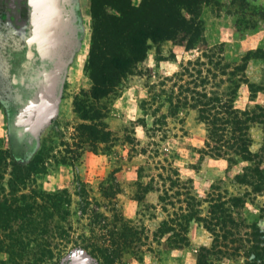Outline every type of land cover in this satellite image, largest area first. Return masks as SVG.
<instances>
[{
    "label": "rangeland",
    "instance_id": "rangeland-1",
    "mask_svg": "<svg viewBox=\"0 0 264 264\" xmlns=\"http://www.w3.org/2000/svg\"><path fill=\"white\" fill-rule=\"evenodd\" d=\"M30 1L27 0L25 14L29 25L35 11ZM73 1L77 24L74 29H68V33L76 32L77 36L70 46L68 60H65L66 63L73 60V63L66 74L62 73L64 76L59 79L57 96L52 98L56 105L54 115L37 126L36 118L45 93L44 70L52 64L48 63L50 58L47 56L44 61L28 58V72L33 77H27L21 85L13 84L0 90L1 155L12 156L24 166L34 159L39 161L37 166L42 168L41 172L30 177L29 190L36 188L49 193L67 189L70 194L71 241L65 247L54 245V258L48 263L197 264L203 248H209L208 258L212 264H264V257L262 260L253 259V252H264L255 248L257 245L264 247V193L248 195L245 206L235 209L240 233L235 242L219 238L218 245L222 246L219 253L220 246L213 248L214 236L195 221L190 226V242L183 247L176 248L167 236H160L158 228L167 214L160 207L159 191L143 194L140 186V182L149 181V167L152 165L142 148L155 140L166 150L181 178L191 181L198 197L206 199L215 189L216 192L227 190L229 196H242L250 190L236 182V175L252 162L239 160L235 164L226 157H216L205 151L204 124L197 120L196 110L182 104L178 106L176 100L179 85L185 83L187 77L180 80L175 74L181 72L190 60L194 61L206 44L209 47L223 44L225 61L243 63L246 58L248 83L258 87L253 93L248 84H242L237 107H264V0H210L202 8L195 48L191 50L178 41L168 40L156 45L150 42L152 46L146 58L133 74L98 103L103 107L101 122L113 132V137L107 142L87 143L82 147L78 145V126L95 123L96 102L85 95L92 87L87 64L93 19L91 0ZM5 3L8 5V0H0V6ZM71 6L68 4V11ZM56 17L54 14L51 32L61 35L62 23H58ZM23 45L28 44L20 40L16 46ZM31 48L41 54L36 42ZM77 99L85 109L77 111ZM33 101L35 106L31 105ZM162 102L157 114L158 117L167 116L168 138L159 134L153 139L150 137L153 133L150 128L154 126L152 111ZM251 134V150L261 153L257 159L261 160L260 168L264 171V124L255 123ZM75 154L80 156L74 160ZM142 167L146 171L140 177ZM204 207L208 208V202ZM97 214L98 221H95ZM104 222L106 226L102 225ZM127 227L136 231L137 237L125 243L120 239V233ZM31 231L22 230L16 234L27 246L22 250L16 245L13 259L6 247L8 241L0 248V264H47L46 245L61 240L57 237L52 240L51 233L45 229ZM97 248H107V252H99Z\"/></svg>",
    "mask_w": 264,
    "mask_h": 264
},
{
    "label": "trees",
    "instance_id": "trees-1",
    "mask_svg": "<svg viewBox=\"0 0 264 264\" xmlns=\"http://www.w3.org/2000/svg\"><path fill=\"white\" fill-rule=\"evenodd\" d=\"M209 2L210 0H142L139 5H134L132 0H91L93 34L87 69L92 87L85 95L96 102L95 123L78 126L79 146L111 140L113 132L101 122L103 107L98 103L112 94L129 74H133L138 64L146 58L152 46L150 42L156 45L171 40L181 42L188 50L195 48L202 8ZM222 46L223 44L209 47L206 44L194 61L190 60L181 72L175 74L180 80L187 77L186 82L179 85L176 100L178 106L182 104L181 106L196 110L197 120L206 129L204 149L208 154L226 157L235 164L239 160L252 162L242 173L236 175V182L250 190L242 196H229L227 190L216 192L215 189L206 199L198 197L191 181L181 178L166 150L162 149L160 143L151 140L142 148L148 156V163L152 162L149 167L150 179L146 183L140 182V186L143 194L152 190L159 191V204L167 218L161 222L158 232L162 237L167 236L176 248L190 242V226L195 221L211 232L215 241L213 248L220 246L218 251L221 253L222 246L218 245V239H231V242H235L236 235L240 233L234 215L235 209L245 206L248 195L264 193V171L260 168L261 160L257 159L261 153L251 150V128L255 123L264 124V107H237L236 101L242 84H248L253 93L258 87L248 83L245 75L247 59L243 63L225 61ZM154 101L157 102V98ZM162 104L163 102L152 111L154 126L150 128L153 130L150 137L153 139L159 134L162 138H168L165 128L167 116L162 114L158 117L157 114ZM75 105L77 111L85 109L78 99ZM161 155L165 156L157 160L156 157ZM79 156L80 154H75L73 159ZM38 162L34 159L28 166H24L12 156L0 153V248L8 241L6 247L13 259L16 245L22 250L27 246L21 237L16 236L17 233L22 230L32 229L33 232L35 229H45L51 233L52 240L55 237L61 240L57 243L50 241L46 245L49 264L54 258V245L65 247L71 241V200L67 189L49 193L36 188L29 190L30 177L42 169L37 166ZM145 171V167L140 169V177ZM6 175H9L7 181ZM205 202H208L207 209L204 207ZM98 217L99 214L95 221H98ZM103 224L106 226L105 222ZM16 226L19 229L16 230ZM120 234V239L125 243L137 237V232L131 227L123 229ZM255 248L264 251V247L257 245ZM96 250L107 252V248ZM209 253V248H203L197 264H212L208 258ZM253 254L254 261L264 257V252L261 251Z\"/></svg>",
    "mask_w": 264,
    "mask_h": 264
},
{
    "label": "crops",
    "instance_id": "crops-1",
    "mask_svg": "<svg viewBox=\"0 0 264 264\" xmlns=\"http://www.w3.org/2000/svg\"><path fill=\"white\" fill-rule=\"evenodd\" d=\"M141 1L132 0L134 5H139ZM8 2L10 4L5 3L4 6H0V90L8 89L13 84L19 85L18 83H20L21 85L27 77H33L28 72V58H32L34 61H44L47 56L50 58L48 63L52 64L44 70L43 85L45 88L52 83L53 78L63 67V74H66L73 63V60L67 61L68 63L65 60H68L69 52L72 50L70 46L72 43L74 44L73 39L77 35L76 32L68 33L65 24L69 20V30L74 29L77 24L75 23L77 18H74L76 15L75 3L73 0H43L42 10L36 11L35 9L34 11L32 24H30L32 33L29 34L30 25L28 24V17L25 15L28 8L27 0H8ZM61 2L63 7L60 6ZM29 4L35 8L33 0ZM68 4L69 6L72 5L69 11L67 10ZM54 14H57V22L62 23L60 28L63 32L61 35L51 32ZM35 16L38 18L36 19ZM35 19L36 23L34 22ZM20 40L26 41L29 49L25 45L17 47L16 45ZM34 42L39 45L40 55L31 48V44ZM63 62H65L64 66L62 65ZM63 74H60V80L64 76Z\"/></svg>",
    "mask_w": 264,
    "mask_h": 264
},
{
    "label": "water",
    "instance_id": "water-1",
    "mask_svg": "<svg viewBox=\"0 0 264 264\" xmlns=\"http://www.w3.org/2000/svg\"><path fill=\"white\" fill-rule=\"evenodd\" d=\"M35 1V0H33ZM37 19L38 17L35 16ZM61 73V71L54 77L52 80V83L45 87L44 91L45 93L42 95V100H41V107L38 113V116L36 118V124L37 126L41 125L45 121H47L50 117L54 115L56 112V105L53 102L52 98H56L57 92H58V77ZM51 97V98H50ZM32 106L36 105V102L33 101ZM30 105V106H31Z\"/></svg>",
    "mask_w": 264,
    "mask_h": 264
},
{
    "label": "flooded vegetation",
    "instance_id": "flooded-vegetation-1",
    "mask_svg": "<svg viewBox=\"0 0 264 264\" xmlns=\"http://www.w3.org/2000/svg\"><path fill=\"white\" fill-rule=\"evenodd\" d=\"M34 2V4H35V9H36V11H40V10H42V4H43V0H35V1H33ZM62 7H63V5H62ZM61 12H63V11H61ZM65 27H66V29L68 30V29H70V23H69V20H67L66 21V24H65ZM65 60V59H64ZM63 60V61H64ZM63 63H65V62H63ZM63 65V64H62ZM62 73H63V68L61 69V75H62ZM58 77V83H59V79H60V75L59 76H57ZM54 79V78H53Z\"/></svg>",
    "mask_w": 264,
    "mask_h": 264
}]
</instances>
